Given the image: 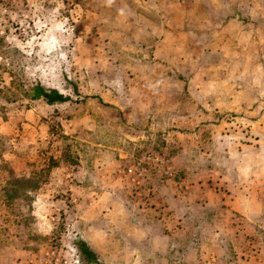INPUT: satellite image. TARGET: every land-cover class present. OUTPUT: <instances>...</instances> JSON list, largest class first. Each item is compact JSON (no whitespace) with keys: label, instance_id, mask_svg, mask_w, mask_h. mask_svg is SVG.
Instances as JSON below:
<instances>
[{"label":"rangeland","instance_id":"1","mask_svg":"<svg viewBox=\"0 0 264 264\" xmlns=\"http://www.w3.org/2000/svg\"><path fill=\"white\" fill-rule=\"evenodd\" d=\"M80 241L264 264V0H0V264Z\"/></svg>","mask_w":264,"mask_h":264},{"label":"trees","instance_id":"2","mask_svg":"<svg viewBox=\"0 0 264 264\" xmlns=\"http://www.w3.org/2000/svg\"><path fill=\"white\" fill-rule=\"evenodd\" d=\"M32 90L34 99L44 98L48 104L67 100V97H64L57 90L47 91L40 84L35 85ZM76 248L79 254L80 264H102L97 260L95 252L84 241L78 242Z\"/></svg>","mask_w":264,"mask_h":264},{"label":"crops","instance_id":"3","mask_svg":"<svg viewBox=\"0 0 264 264\" xmlns=\"http://www.w3.org/2000/svg\"><path fill=\"white\" fill-rule=\"evenodd\" d=\"M239 17V16H238ZM238 17H235V18H229V20H228V24L226 25V26H232V25H234V24H241V20H239V18ZM248 25H250V24H248ZM248 25H244V26H246V27H248ZM230 28L229 27H225L224 28V30H223V32H227L228 30H229ZM250 29L251 28H243V29H241V31H240V33L237 35V36H240V37H247V36H249V34H250ZM244 45V44H243ZM255 47H256V45H254Z\"/></svg>","mask_w":264,"mask_h":264},{"label":"built area","instance_id":"4","mask_svg":"<svg viewBox=\"0 0 264 264\" xmlns=\"http://www.w3.org/2000/svg\"><path fill=\"white\" fill-rule=\"evenodd\" d=\"M145 158V161H149V160H153V161H156L157 159L154 157V156H151V155H147Z\"/></svg>","mask_w":264,"mask_h":264}]
</instances>
